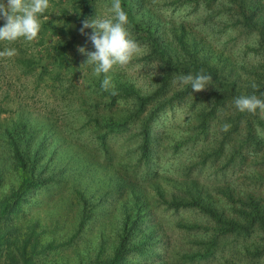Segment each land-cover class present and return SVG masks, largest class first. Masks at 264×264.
Wrapping results in <instances>:
<instances>
[{"label": "rangeland", "instance_id": "374dc122", "mask_svg": "<svg viewBox=\"0 0 264 264\" xmlns=\"http://www.w3.org/2000/svg\"><path fill=\"white\" fill-rule=\"evenodd\" d=\"M69 1L56 0L55 5L52 6V15L58 14L60 8L69 9ZM171 1L143 0L138 8L140 13L136 16V20L153 23L160 19L162 22L173 21L174 24L181 22L183 24V14H187L190 9L172 6ZM262 4L264 5V0ZM111 5L112 0H97L95 15L111 17L113 15ZM123 9L126 11V8ZM52 15L39 17L41 24L51 22ZM230 17L220 16L216 22L214 20L215 25L211 29H205L206 33H198V35L209 36L213 47L218 44L226 45L230 34H218V32L226 27L224 24L232 22ZM190 19L192 22L195 20L192 16ZM54 23L63 26L57 20H54ZM186 24L190 26L192 23ZM69 28L76 35V41L69 50L70 60L73 59L76 64L78 63L75 78L71 76L68 78L67 69L64 67L59 68L61 73L59 79L52 78L51 75L39 76L43 72L42 66L48 65L55 57L54 52L49 53L50 58L45 53L47 47L58 40L57 37H50L49 34L42 37L46 41L44 47L39 45L41 44L39 36L30 42L24 41L27 45L23 55L24 65L30 68L33 62L31 58L34 59L36 65L31 69L35 74L23 76L21 66L16 69L7 68L6 64L11 57H0V151H3L2 146H5L4 132L20 123H26L37 130L39 135V141L33 140V145L42 141L49 146L48 157L52 154L50 150L57 147L48 162V172L53 171L57 175L62 173L59 175L58 185L53 187L49 185L46 190L45 187L38 190L31 189L29 195L32 196H26V201L21 203L20 209L6 218L0 230V237L4 236L0 240V264L10 263V260L16 263L19 259L17 251H21L24 245H27L29 251L34 250L32 247H35L34 251L39 252V248L47 242L45 240L52 238L56 240L52 243L53 247L36 255L35 264H89V259L96 258L99 251L106 257L112 254L120 233L118 227L122 226L125 220L135 219V216L125 219V215L128 214L127 207L133 205L131 191L119 189L121 186L118 187L116 184L118 179L135 178L138 144L137 141L132 140L133 126L127 127L119 134L110 135L108 149L112 158L105 160L106 157L98 148L99 142L94 135L92 120L97 117L104 118V115L107 117L112 113L113 118L122 121L132 114L138 106L136 97L134 95L125 97L121 91V99L114 104L110 112H107L104 105L109 102V92L117 85H127L142 96H152L159 89L164 71L163 64L157 58L149 62L145 61L144 57L148 54L149 46L145 45L142 36L131 34L127 29L140 50L133 54L126 65L113 67L107 74L110 77L109 88L104 90L101 87L104 74L97 76L93 66L85 64L87 57L78 51L79 46L95 51L87 39V34H90L92 29H85V34L82 35L77 25ZM190 29L193 32L195 28L191 25ZM228 31L232 35L225 48V54H229L231 60L237 64L241 80L245 81L249 78L254 83L263 82L258 76L264 73V53L247 51V47L258 45L256 34L247 32L241 35L242 30L235 29ZM163 38L166 41L169 37L163 35ZM2 48L0 51H4L7 47ZM96 104L99 107L93 108ZM204 104H201V101L199 104L192 93L184 101L174 102L172 106L166 108L154 123V137L162 146L153 155L151 171L157 179V185L147 188L150 191L148 192L150 202L147 206L158 220L157 228L164 230V233L162 235L159 231L156 235L153 234L149 241L150 245L144 248L147 249L145 252L153 264H183V259L180 257L183 255V246L186 247L192 237L199 239L203 237V235L200 237L199 233H202L200 231H193L198 234L197 236L192 234L188 236L177 227L180 222L191 225L205 223L204 218L196 213L197 209L183 208L176 212L167 209L166 202H183V198L188 194L187 189L192 186L202 197L207 196L213 201L215 206H221L227 204L220 193L223 188L230 187L240 194H248L253 189L244 177L251 171L254 174L261 172L258 170V165L255 166V170L253 169L255 157L251 156V158L248 154L247 165L242 166L243 170L240 172L231 169L232 164L226 161L229 157L223 159L217 155L216 150L218 151L220 143H227L226 147L229 149L237 145L238 141L225 123V117H221V120L218 118L219 121H212L205 129H201L202 114L208 110L207 102ZM227 115L230 116L229 111ZM99 122L106 125L101 119ZM46 129H50V132H45ZM261 136H264V131L261 132ZM3 164L2 167L0 162V210L5 204L4 197H9L17 189L19 181L17 168L6 160H3ZM48 172L45 173L47 178ZM138 175L139 168H137V177ZM140 180L139 177L138 184L144 186L145 183ZM144 187L146 188L147 185ZM75 190L85 193L92 212L88 213L86 225L72 243L67 245L66 240L73 235L78 222L81 221L79 207L74 197ZM261 191H264V186ZM141 204L139 203L138 206H142ZM142 211L143 209L140 208L139 212ZM148 227H150L148 217L142 213L136 221L134 230V236L140 234L142 236L140 238L137 236L136 242L143 238L144 233L149 232ZM133 256L135 257L134 253ZM222 256L228 257L229 254L222 253ZM126 261H128L126 264H145L144 260L139 261V258ZM218 262L217 257L210 262L200 261L193 264H218Z\"/></svg>", "mask_w": 264, "mask_h": 264}, {"label": "trees", "instance_id": "16d2710c", "mask_svg": "<svg viewBox=\"0 0 264 264\" xmlns=\"http://www.w3.org/2000/svg\"><path fill=\"white\" fill-rule=\"evenodd\" d=\"M262 1L172 0V6L190 9L187 14H183V18L181 17L183 24L182 22L174 24L173 21L162 22L160 19L153 23L139 22L138 19L136 20V16L140 13L138 8L142 5L140 3L143 0H121L128 16L126 28L131 34L142 36L145 45L150 48L144 60L149 62L154 58L159 59L163 64L164 71L159 89L152 96H142L127 85H117L109 92V102L104 105L107 112H110L114 108V104L121 99L120 91L125 97L132 95L136 97L138 106L128 117L119 121L113 118L112 113H110L107 117L104 115V118L97 117V119L92 120L94 135L99 142L98 148L106 157L105 160L112 158L108 149L110 135L119 134L127 127L133 126L131 128L134 129L132 140L134 139L138 144L136 158H138L139 175L137 177L136 168L135 178L127 180L128 177H126L116 181L118 187L121 186L119 189L131 191L133 205L127 207L128 214L125 215V219H130L132 216H135V219L125 220V223L118 227L120 233H118V241L112 254L106 257L105 255L102 256L99 251L96 258L89 259V264H126L128 262L126 260L138 258L139 261L144 260L145 264H153L145 252L147 249L144 248L150 245L149 241L153 234L156 235L159 231L162 232V235L164 233V230L157 228L158 220L154 218L151 209L147 206L150 202L148 193L150 191L147 188L157 185V179L151 171L152 159L154 153L157 152L156 150L162 146L154 137V123L162 116L166 108L172 106L174 102L184 101L192 93L199 104L200 101L201 104L207 102L208 110L202 114L201 129H205L210 122L225 117V123L232 130L231 133L236 136L238 144L227 149V143H220L219 148H217L218 151L216 150L217 155L223 159L229 157L226 161L232 164L231 169L240 172L243 170L242 166L246 167L247 165L248 154L250 157H255L253 169L255 170V166L258 165V170L261 172L256 174L255 171L254 174L251 171L248 176L244 177L253 189L248 194L242 192L240 194L236 189L230 187L223 188L220 193L226 199L225 203L227 204H221V206H215L213 201H210L207 196L202 197L192 186L187 189L188 194L186 198H183V202H166L167 209L176 212L183 208H195L197 209L196 213L205 220V223L199 222L196 225L181 222L177 224V227L188 236L191 234L197 236L198 234L193 232L196 230L202 232L199 233L200 237L203 235L200 239L192 237L193 239L187 242V246H183V255L180 257L183 259V264H193L200 261L210 262L217 257L219 259L218 264H264V191H261L264 186V154H262L264 136H261V132L264 131V112L259 109L254 113L241 112L234 105V98L241 95L254 94L264 99V73L258 76V79H262L263 82H257L258 88L253 89L251 87L253 82L249 78L242 81L237 64L231 60L229 54H225V48L232 35L228 30L231 31V29L242 30L241 35L247 32L255 33L258 45L247 47V51L264 53V5ZM55 2L56 0H50L49 8L39 17L52 15V6L55 5ZM96 3L97 0H70L69 9L60 8L58 14L51 16L50 21L53 24L51 22L41 24V30L38 34L41 47L45 46V40L42 39L45 34H49L50 37H57L58 40L47 47L45 53L50 58L49 53L54 52L55 57L48 65L42 66L44 67L43 72L39 76L51 75L52 78L59 79L61 75L59 68L64 67L67 69L68 78L70 76L75 78L78 63L76 64L73 59L70 60L69 50L76 41V35L69 27L77 25L78 28H81L83 20L94 17ZM222 15L231 16L230 21L232 22L224 24L226 27L221 28L218 34L230 35L226 45L218 44V46L213 47L209 36H200L198 33H206L204 30L211 29L215 25L214 20L216 22ZM191 16L195 19L193 22L190 21ZM54 20L62 23L63 26L55 25ZM186 23H192L191 25L195 28L193 32L190 29L191 25ZM3 24L4 21L0 20V26ZM65 27L69 29L65 30ZM163 35L169 38L164 41ZM24 41L25 39L22 42V38L11 43L0 41V50L3 49V46L7 48L14 46L16 56L14 55L13 58H10L11 60H8L7 68L16 69L21 66V74L29 76V74H35L31 67H34L36 62L31 58L35 63L32 62L30 68L24 65L23 60L25 58L23 55L27 48ZM201 70L212 77L210 85L205 90L193 92L190 85H181L178 82L180 76L195 75ZM175 83L177 84L173 88ZM151 105L155 106L152 107ZM94 107L98 108L99 106L96 104ZM149 107L150 109H148ZM228 111L230 116L227 115ZM100 119L106 122L105 126L99 122ZM45 132H50V129H46ZM37 135V130L26 123H20L4 132L5 146H2L3 151H0V162H2V167L4 165L3 160L13 164L17 168L19 181L17 189L9 197L6 196L3 199L5 204L0 210V230L6 218L14 214L15 210L20 209L21 203L26 201V196L29 195L31 189L37 188L38 190L45 187L44 190H46L49 185L53 187L59 184V175L62 173L57 175L56 172H48V162L57 147L50 150L52 154L48 157L49 146L42 141L33 145V140L39 141V135ZM46 172H48V178L45 177ZM139 177L141 178L140 182L145 183L144 186L147 185L146 188L138 184ZM111 181L113 182V179ZM74 197L76 198V205L79 207L81 221L78 222L73 235L66 240L67 245L72 243V240L86 225V219L89 218L88 213L92 212L84 192L75 190ZM139 203H142V206H138ZM140 208L143 209L141 213L139 212ZM142 213L148 217L150 227L147 228V231L149 232L144 233L143 238L136 242L137 236L139 238L142 236V234L134 236L136 221ZM3 238L4 236H1L0 240ZM45 241L47 242L39 248V252L34 251L35 247H32L34 250L29 251L27 245H24L21 251H17L19 253L17 262L10 260V263L7 264H35L36 255L49 251L53 247L52 243L56 240L52 238ZM222 253H228L229 256H222Z\"/></svg>", "mask_w": 264, "mask_h": 264}, {"label": "clouds", "instance_id": "9594fccd", "mask_svg": "<svg viewBox=\"0 0 264 264\" xmlns=\"http://www.w3.org/2000/svg\"><path fill=\"white\" fill-rule=\"evenodd\" d=\"M49 4L50 0H0V20L4 21L3 26H0V41L11 43L24 38L30 42L36 39L41 30L39 16L49 8ZM111 12L113 15L109 18L95 15L82 21L80 32L84 35L85 29H92L87 39L95 51H89L84 46L78 47L79 53L87 57L85 64L92 65L97 76L104 74L101 82L104 90L109 88L110 77L107 74L113 67L126 65L133 54L140 50L125 27L128 16L121 0H112ZM15 54L14 48L0 51V57H12ZM211 80L212 77L203 70L195 75H182L178 78L181 85H190L193 92L205 90ZM251 87L257 89L258 85L253 82ZM234 105L241 112L254 113L257 109L264 112V99L254 94L235 97Z\"/></svg>", "mask_w": 264, "mask_h": 264}]
</instances>
